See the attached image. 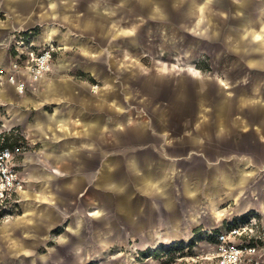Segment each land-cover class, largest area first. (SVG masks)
I'll use <instances>...</instances> for the list:
<instances>
[{
    "label": "crops",
    "instance_id": "obj_1",
    "mask_svg": "<svg viewBox=\"0 0 264 264\" xmlns=\"http://www.w3.org/2000/svg\"><path fill=\"white\" fill-rule=\"evenodd\" d=\"M17 1L25 0L13 3ZM69 1L50 0L45 16L31 18V22L57 20L54 11ZM103 2L87 1L88 16L82 30L99 28L107 38V46L126 33L136 44L137 24L128 31L121 30L118 21H108L104 15L106 12L112 16V11L104 10ZM122 2L123 8L116 11L119 17L129 15L137 20V14L145 11L146 16H139L141 21L170 22L181 29H190L186 21L191 20L193 42L202 46L194 50L193 63L183 65L187 70L182 67L190 76H169L165 80L160 73L146 75L139 64H127L123 71L113 51L106 49L109 59L103 61V66L78 60L83 64L84 76L103 84L93 91V84L78 82L80 76L67 73L71 67L78 68V62H71L63 54L78 48L81 56L94 60L101 50L81 42L72 33H62L50 22L43 25L40 39L32 31L25 33L32 34L37 47L57 44L63 51L59 57L55 55L50 73L32 92L27 87V93L20 97L11 85L0 83V104L8 106L17 101L23 106V110H10L12 117L5 127L23 126L29 140L43 144L42 149L31 154L26 152L29 145L22 144L19 165L25 189L19 196L17 214L10 216L16 218L11 224L33 230L38 228V222L54 221L53 208L61 200L56 191L64 188L72 194L73 188L85 180L104 190L108 178L118 175L112 189L124 213V200L135 207L141 205L142 198L135 193L144 196L153 190L160 192L159 204L148 202L145 214L149 223H169L167 230H157L156 246L189 236L200 239L202 232L215 229L220 221L264 206V0ZM25 22L20 21L21 25ZM158 29L165 31L163 24ZM169 36L166 33L163 39L167 45ZM9 60L0 52V66ZM123 60L134 61L128 55ZM114 72L123 79L121 92L117 81H113ZM124 94L130 96V103L142 95L134 107L129 104L130 112L120 102ZM49 103L54 104L52 111L43 112ZM135 108L145 110L147 118L135 120ZM29 109L34 114L32 119ZM126 110L129 114L125 116L132 117L127 121L123 114ZM124 168L127 173L123 174L129 176L122 183ZM60 179L64 182H58ZM126 189L128 196L124 195ZM157 209L162 219L156 216ZM103 211L93 207L87 215L99 217ZM199 220H216L217 224H204L193 232L189 227ZM68 227L78 234L80 219ZM116 228L114 232L119 236L121 229ZM97 241L105 245L101 236Z\"/></svg>",
    "mask_w": 264,
    "mask_h": 264
},
{
    "label": "rangeland",
    "instance_id": "obj_2",
    "mask_svg": "<svg viewBox=\"0 0 264 264\" xmlns=\"http://www.w3.org/2000/svg\"><path fill=\"white\" fill-rule=\"evenodd\" d=\"M49 1L25 0L17 1L14 4L13 0H0V52L6 55L8 59L11 58L8 63L0 67H6L12 61L13 44L18 36L32 31L34 32V37L40 39L43 25H47L50 22L51 24H56L55 26L62 33H72L73 37L79 38L81 42L91 43L92 47L101 50V55L98 59L94 60L81 56L78 48H72L63 54L71 62H78V68L71 67V70L67 72L75 78L80 76L77 77L79 79H77L78 82L80 80L88 81L89 84L98 86V88L103 85L84 76L85 74L81 70L83 64H80L78 60H87L90 63L94 62L95 65L99 64L103 66V61L109 59L106 54L109 49L113 51L117 62L121 64L120 70L125 71L127 64H139L146 75L160 73L165 80H168L169 76L173 78L180 77L181 75L186 78L190 76L186 71H182V67L186 63H193L194 50H198L199 46H202L193 42V30L191 29L193 24H191V20L186 21L190 23V29H181L174 27L170 22L160 23L146 19L141 21L139 16H146L145 11L137 14V20L132 19V16L129 15L119 17L116 11L123 8V0H109V2L108 0H103V9L112 11V16H108L106 12L104 14L109 18L108 21H111V19L118 21L119 28L121 30L126 29V31L131 29L132 24H137L136 44H132L131 37L126 33L125 37L117 41L115 40V44L109 43L110 45L107 46V38H103V31L99 30V28L91 29L92 31L82 30L84 20H86L84 18L88 16L86 13V3L88 0H70L67 6H61L54 11L58 14L57 20H46L47 23L44 24L38 21L33 24L31 18L35 20L45 16L47 10L46 4ZM52 1L57 2L58 0ZM65 15L66 20H64ZM22 20H27V22L21 25L20 21ZM162 24L166 32L159 31L158 27L160 28ZM166 27L169 29L166 30ZM69 33L67 34L69 35ZM166 33L171 35L169 36L170 44L168 42V45L163 41ZM172 35L174 39H171ZM53 45L57 49L55 55L59 57V54L63 50L59 49L57 44ZM126 55L133 58L134 61L123 60ZM104 68L103 70H105ZM205 70H209V68ZM113 75L115 76L113 81H117L116 86L119 89L118 91L121 92L124 89L123 79H120V74L117 72H114ZM34 86L35 84L28 85L31 88L30 92H32ZM161 89L158 90V93H160ZM26 91L27 89L23 94H18V96L25 95ZM91 94L95 95L92 92ZM117 96L113 95L112 97L115 98ZM128 96V94L120 96V102L125 105L126 109L128 107V110L129 104H132L131 106L134 107L137 104L136 101H140L142 98V95H138L136 97L137 100L130 103V96ZM11 102V105L8 106L0 104V139H4V141L10 139L9 143H12L13 139H17L16 145L20 143H27L29 145L26 151L29 154L38 152L42 149L43 144L39 140L35 142L29 140L23 126L14 124L10 128L5 127L6 122L11 120L12 110H23V106H20L17 101ZM53 107L54 104L49 103L44 107L43 112L50 113ZM128 110L123 113L124 116L128 113ZM135 110V114L138 115L133 116L137 117L135 120L141 121V119L147 118L145 110L137 108ZM29 111H31L30 118L32 119L34 115L33 111L32 109H29ZM128 114L125 116L126 121L132 118L128 117ZM8 136L10 138L6 140ZM20 152H22V149H20ZM112 158L116 159V157H111L110 159ZM23 163L26 164V160ZM125 171L127 173V170L124 168L121 174L122 183L125 182V177L129 176L128 174H123ZM110 174L112 175L111 171ZM115 178L118 179V175L114 178L112 176L108 178L110 181L104 183V190L97 188L99 184L91 181L87 182L86 180L80 186H75L78 188H73L72 194L68 191L66 192L64 188L59 189L56 192L61 200L53 208L56 211V218L54 221L38 222V228L33 230L25 226L21 228L20 224H11L16 221L15 216L13 219L10 217H0V264H195L191 260V256L199 253V250L203 251L207 245L201 238L189 236L156 246L157 230H161L162 228L168 229L169 223L166 220L163 221L162 225L153 223V221L149 223L145 219V214L148 213L146 212L148 202L151 204L158 203L157 200L160 198V192L153 190L144 196H141L140 192L135 193L134 195L137 194L138 197L142 198L141 205L135 207L129 200H124V203L126 201L127 211L124 213L123 207L121 206L120 208L118 197H116V193L112 189ZM58 182L64 181L60 179ZM124 191V195L128 196L129 190L126 189ZM46 207L42 206V209L46 211ZM93 207L104 209L102 215H99V217L88 216V211L92 210ZM120 210H122L121 213ZM188 213L189 211L186 212V214ZM150 214H154L153 216L151 215L153 219L155 213ZM161 215L157 209L156 216L158 219H162ZM78 218L80 219L81 230L78 234H75L69 230L68 226L73 220H77ZM8 221L10 222L9 225L7 224ZM222 223L220 221L217 224L216 220L204 223L199 220L198 223L191 224L189 228L195 232L197 228L204 226V224H217L216 226H219ZM114 226L121 229L119 236L114 232L117 229ZM99 235L105 242V245L98 243L97 238L100 237ZM197 264H203V262L199 261Z\"/></svg>",
    "mask_w": 264,
    "mask_h": 264
},
{
    "label": "built area",
    "instance_id": "obj_3",
    "mask_svg": "<svg viewBox=\"0 0 264 264\" xmlns=\"http://www.w3.org/2000/svg\"><path fill=\"white\" fill-rule=\"evenodd\" d=\"M54 45L35 46L31 33L21 34L13 44L12 61L0 67V83L5 81L18 94L29 84H38L51 71L56 54ZM22 144L11 146L0 139V217L18 211L19 196L25 189L19 160ZM207 245L192 255L197 264H264V206L223 222L201 233Z\"/></svg>",
    "mask_w": 264,
    "mask_h": 264
},
{
    "label": "trees",
    "instance_id": "obj_4",
    "mask_svg": "<svg viewBox=\"0 0 264 264\" xmlns=\"http://www.w3.org/2000/svg\"><path fill=\"white\" fill-rule=\"evenodd\" d=\"M10 138V136H8L7 138H6V140L7 139H9ZM13 138V137H12ZM10 140V139H9ZM9 140H7V141H4V143L5 144H9V145H11V146H15L16 145V140L17 139H13V142L12 143H9ZM18 143V142H17Z\"/></svg>",
    "mask_w": 264,
    "mask_h": 264
},
{
    "label": "bare ground",
    "instance_id": "obj_5",
    "mask_svg": "<svg viewBox=\"0 0 264 264\" xmlns=\"http://www.w3.org/2000/svg\"><path fill=\"white\" fill-rule=\"evenodd\" d=\"M93 89H94L93 91H95L97 89V86H93Z\"/></svg>",
    "mask_w": 264,
    "mask_h": 264
}]
</instances>
